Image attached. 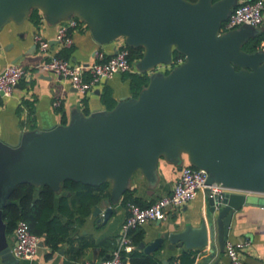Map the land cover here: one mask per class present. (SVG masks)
<instances>
[{
	"label": "water",
	"instance_id": "water-1",
	"mask_svg": "<svg viewBox=\"0 0 264 264\" xmlns=\"http://www.w3.org/2000/svg\"><path fill=\"white\" fill-rule=\"evenodd\" d=\"M237 0H0V29L19 22L32 9L52 25L74 16L85 22L95 44L118 38L141 48L139 73L168 64L173 52L185 59L167 73L153 72L136 97L122 98L111 110L74 113L67 124L0 141V256L4 248L3 208L22 183L58 190L67 181L109 183V197L95 213L106 220L140 171L151 186L159 159L187 163L207 172V184L220 183L222 195H208L207 221L196 229L161 233L146 253L168 240L202 248L207 240L224 249L234 211L264 195V51L246 52L259 29L242 25L220 33ZM105 208V209H104ZM160 222V221H159ZM41 244V243H39ZM214 247V246H212ZM95 262V261H93ZM167 264V261L165 262Z\"/></svg>",
	"mask_w": 264,
	"mask_h": 264
},
{
	"label": "crops",
	"instance_id": "crops-1",
	"mask_svg": "<svg viewBox=\"0 0 264 264\" xmlns=\"http://www.w3.org/2000/svg\"><path fill=\"white\" fill-rule=\"evenodd\" d=\"M30 14L19 22L8 21L0 29V72L11 63L26 69V75L14 87L12 93L8 96L0 95L1 142L13 144L17 142L22 132L67 124L77 112L87 116L95 110H105L106 107L100 99L105 88L111 90L116 103L122 98L133 97L129 78L124 73L116 74L111 79L99 83L91 92L81 96L67 81L59 80L43 67H36L47 58V55L39 52L33 41V34L36 32L49 40L50 55L82 64H88L93 60L95 49L113 54L123 45V39L118 38L109 44L98 45L91 39L89 28L76 29L71 34L73 43L68 47H61L55 41L59 23L55 25L47 23L40 10L38 22L32 19ZM259 28H264V18ZM55 100L59 101L58 106H53ZM186 159V155L183 154L180 166L163 158L159 159L157 180L153 186L140 171H136L131 177L128 189L132 197L139 204L148 205L158 197L169 194L178 180L180 168L188 164ZM55 191L57 194L53 202L52 215L62 224L68 225L72 243L61 242L52 247L40 237L41 244L32 258L17 259L11 253L15 227L7 230L3 220L4 248L9 246L10 250L5 253L3 259L0 256V264H88L111 254L119 241L122 224L127 216L123 195L110 204L112 212L103 220L100 219V214L95 213V207L100 205L99 202L86 209L85 204L80 203L73 193L60 187ZM248 196L255 201L234 211L226 240H249V247L242 252L243 260L246 264H264V195L251 193ZM61 197L67 199V207L61 206ZM208 211V198L203 190L185 206L168 210L164 220L149 221L139 227L133 236L139 233L141 238L133 245L132 250L152 256L160 264H165L166 261H178L182 264H228L224 249L221 251L218 247L216 234L214 243L211 244L208 239L202 248H186L184 245L178 247L177 244L169 248L168 240L163 242L160 249L149 253L140 246L141 243L148 244L164 232L177 233L186 227L198 228L203 220L207 221ZM85 242L93 243L83 249L82 254H75L79 246ZM124 264H130L128 257Z\"/></svg>",
	"mask_w": 264,
	"mask_h": 264
},
{
	"label": "built area",
	"instance_id": "built-area-1",
	"mask_svg": "<svg viewBox=\"0 0 264 264\" xmlns=\"http://www.w3.org/2000/svg\"><path fill=\"white\" fill-rule=\"evenodd\" d=\"M264 18V0H237L236 5L228 18L222 22L219 32L224 33L235 30L242 25L258 28ZM88 28L87 24L77 17H72L59 22L55 34V41L61 47H68L73 43L72 31ZM33 41L39 52L47 55V58L36 67H43L54 74L59 80L67 81L81 96L91 92L99 83L111 79L116 74L134 72L135 64L129 61V52L123 43L113 54H106L101 49H95L93 60L88 64L71 62L64 57L50 55V42L38 32L33 34ZM264 51V41L259 48ZM183 55L171 60L168 64L156 65L148 71L166 73L172 68L184 62ZM26 75V69L16 63L8 64L0 72V95L8 96L14 87ZM55 100L53 106H58ZM207 172L191 165H183L180 168L178 180L169 194L158 197L145 207L134 202H127V216L122 224V233L116 247L111 254L97 262L88 264H124L133 244L130 232L149 221H161L167 216L170 209H179L197 196V193L208 189V195H222L226 189L220 183L207 184ZM40 237L30 231L29 225L24 220H19L14 229V244L11 248L12 255L17 259L32 258L39 248ZM250 245L249 240H226L224 252L228 258V264H246L242 258V252ZM167 264H182L178 261H170Z\"/></svg>",
	"mask_w": 264,
	"mask_h": 264
},
{
	"label": "trees",
	"instance_id": "trees-1",
	"mask_svg": "<svg viewBox=\"0 0 264 264\" xmlns=\"http://www.w3.org/2000/svg\"><path fill=\"white\" fill-rule=\"evenodd\" d=\"M30 17L38 22L40 19L38 10L33 9ZM258 29L259 33L256 36L249 38L242 46L244 51H256L259 48L260 43L264 41V28L260 29L258 27ZM126 47L129 52V61L132 64H135L142 55V49L129 47L127 45ZM180 55L182 54L173 52V59H176ZM124 74L129 78V87L132 96L136 97L138 93L147 85L149 75L145 72L139 73L137 71ZM100 99L107 110H111L117 104L112 97L111 90L107 88L103 90ZM109 187L110 184L107 182L98 186H91L71 180H67L60 185L61 189L73 193L74 197L79 200L80 203L85 204L86 209L106 198L109 195ZM56 194L57 192L49 186L36 187L30 183L17 185L10 194L9 203L2 211V218L6 224V229L12 230L19 220H24L28 223L32 233L38 235L39 237H43L44 241L52 247H56L61 242L72 243L71 231L67 227L68 225L62 224L57 217L52 215L53 202ZM123 202L125 205L127 202H134L141 207L147 206V204H139L132 197L129 190L123 194ZM67 205V199L65 197H61V206L67 207ZM137 229L130 232V238L133 245L137 244L141 238L139 233H136L133 236ZM92 243L93 242H85L80 245L75 254H82L83 249L91 246ZM124 257L129 258L130 264H160L154 257L147 256L134 249L125 254Z\"/></svg>",
	"mask_w": 264,
	"mask_h": 264
}]
</instances>
